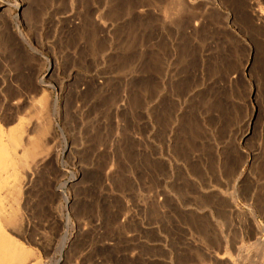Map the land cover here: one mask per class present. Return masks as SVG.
<instances>
[{"label": "rangeland", "instance_id": "obj_1", "mask_svg": "<svg viewBox=\"0 0 264 264\" xmlns=\"http://www.w3.org/2000/svg\"><path fill=\"white\" fill-rule=\"evenodd\" d=\"M234 2L0 0V105L49 100L30 264H264V0Z\"/></svg>", "mask_w": 264, "mask_h": 264}, {"label": "bare ground", "instance_id": "obj_2", "mask_svg": "<svg viewBox=\"0 0 264 264\" xmlns=\"http://www.w3.org/2000/svg\"><path fill=\"white\" fill-rule=\"evenodd\" d=\"M196 18L191 20L195 26L199 25ZM48 101L43 95L40 106L33 107L27 123L23 119L22 103L17 102L13 107L0 105V264L31 262V252L11 237L13 231H20L21 224L10 202L18 203L22 198L27 171L36 168L41 159L43 138L48 133Z\"/></svg>", "mask_w": 264, "mask_h": 264}]
</instances>
